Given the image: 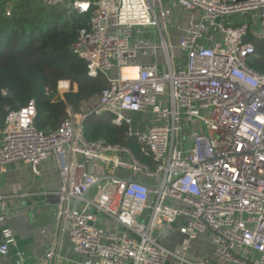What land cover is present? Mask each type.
Listing matches in <instances>:
<instances>
[{"label":"built area","instance_id":"1","mask_svg":"<svg viewBox=\"0 0 264 264\" xmlns=\"http://www.w3.org/2000/svg\"><path fill=\"white\" fill-rule=\"evenodd\" d=\"M40 2L68 16L92 9L72 51L88 76L107 81L78 111L66 104L56 131L35 128L34 100L8 111L0 131V175L11 164L35 176L42 163L57 165L59 187L46 192L54 223L39 230L43 263L64 264L66 236L80 264H264V73L249 66L248 26L224 25L249 15L264 32V0ZM61 83L70 84L61 81L55 99L70 91ZM107 114L150 164L127 147L85 140V120ZM134 114L146 115L143 127ZM171 226L180 240L169 250L157 233ZM200 234L212 258L188 259ZM0 237L5 262L16 240L8 227Z\"/></svg>","mask_w":264,"mask_h":264},{"label":"trees","instance_id":"2","mask_svg":"<svg viewBox=\"0 0 264 264\" xmlns=\"http://www.w3.org/2000/svg\"><path fill=\"white\" fill-rule=\"evenodd\" d=\"M8 2L0 0V131L7 112L25 107L31 100L37 110L35 128L45 133L56 131L66 117V104L78 111L107 87L104 77L87 75L85 62L72 51L78 32L88 28L92 9L83 16H66L42 4L41 9H31L30 0H18L12 15L6 17ZM253 37L256 55L249 66L264 73V37ZM61 81L70 83V91L63 99H55ZM67 86L68 83L60 84L63 89ZM9 93L12 96L7 97ZM112 117H88L83 124L85 140L103 139L138 155L136 143L125 139L127 128L114 125Z\"/></svg>","mask_w":264,"mask_h":264},{"label":"crops","instance_id":"3","mask_svg":"<svg viewBox=\"0 0 264 264\" xmlns=\"http://www.w3.org/2000/svg\"><path fill=\"white\" fill-rule=\"evenodd\" d=\"M81 1H88L93 5L99 0ZM169 1L162 0L164 4ZM144 122L137 123L143 127ZM39 170L41 175L35 176L27 165L11 164L0 175V215L5 216V220L0 222V229L10 228L16 240V246L10 250L9 257L5 262L0 260V264H44L45 239L40 237L39 230L51 229L54 223V202L46 192L59 187V175L56 163L51 160L42 163ZM163 231L166 229L161 230L158 235ZM179 240L177 233L176 244ZM176 244L171 248L161 245L172 250ZM60 252L64 264H80L83 260L81 255L73 251L66 236L61 237ZM18 253L21 254L20 257ZM211 258L212 256L208 259Z\"/></svg>","mask_w":264,"mask_h":264},{"label":"rangeland","instance_id":"4","mask_svg":"<svg viewBox=\"0 0 264 264\" xmlns=\"http://www.w3.org/2000/svg\"><path fill=\"white\" fill-rule=\"evenodd\" d=\"M17 1L18 0H9V2L7 4L8 5L7 7H9V9L11 11V15L15 9L14 5H15V3H17ZM152 4H153L154 9L158 12L157 4H155L153 2H152ZM37 7L39 9L43 8L41 6L40 1L39 0H30V8L36 9ZM59 11H61V10H59ZM63 14L68 16V14L65 12H63ZM158 19L161 22V17L159 16V14H158ZM224 25L226 27H232V28L247 25L248 26L247 36L244 38V41H243L246 43H252L253 44V41L251 40V38H254L253 36L259 37V35L264 34L263 30L259 26L254 25V20L249 15L231 17L230 19H228L224 22ZM144 30L145 31H149V30L154 31V29H151V28L150 29L145 28ZM155 32H156V29H155ZM153 37H154L153 39H155L156 37H158V35L155 36L153 34ZM176 37H177V35L173 34V38H176ZM157 60H158V63L163 62L160 50H159L158 55H157ZM69 85L70 84H68L67 89H68ZM60 89L63 90V88H59V91H61ZM61 92H63V91H61ZM131 117H132L134 123L136 124L137 122L144 121L146 115L134 114ZM139 120H141V121H139ZM137 158L141 163H144L147 165L150 164V161L145 159L142 156L137 155ZM182 222H184V220H182ZM157 236H158V242L160 244H163V245L168 246L170 248L172 245L176 244L177 232H176L174 226L169 227V229H166V231L161 232L159 235L157 233ZM196 256H201V257H205V258H209L212 256V244H211L209 238L205 234H200L194 239V241L192 242V245H191V248H190V251H189L187 258L191 259V258L196 257Z\"/></svg>","mask_w":264,"mask_h":264},{"label":"water","instance_id":"5","mask_svg":"<svg viewBox=\"0 0 264 264\" xmlns=\"http://www.w3.org/2000/svg\"><path fill=\"white\" fill-rule=\"evenodd\" d=\"M259 37H264V34H262V35H259ZM10 96H12V94H11V93L7 94V97H10ZM128 182H130V180H128Z\"/></svg>","mask_w":264,"mask_h":264},{"label":"clouds","instance_id":"6","mask_svg":"<svg viewBox=\"0 0 264 264\" xmlns=\"http://www.w3.org/2000/svg\"><path fill=\"white\" fill-rule=\"evenodd\" d=\"M87 5H85V7H86Z\"/></svg>","mask_w":264,"mask_h":264}]
</instances>
